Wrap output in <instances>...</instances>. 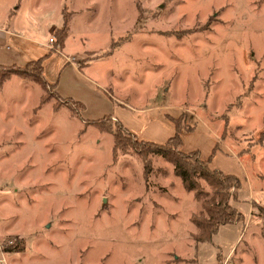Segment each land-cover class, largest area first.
I'll use <instances>...</instances> for the list:
<instances>
[{
	"label": "rangeland",
	"instance_id": "374dc122",
	"mask_svg": "<svg viewBox=\"0 0 264 264\" xmlns=\"http://www.w3.org/2000/svg\"><path fill=\"white\" fill-rule=\"evenodd\" d=\"M9 1L23 31L0 38V65L44 57L55 87L15 75L0 92V264H264V0H0V14ZM64 40L100 84L64 68ZM116 98L167 106L203 154L215 134L240 162L243 221L196 243L201 202L173 165L126 128L114 151L109 122L91 123Z\"/></svg>",
	"mask_w": 264,
	"mask_h": 264
},
{
	"label": "trees",
	"instance_id": "16d2710c",
	"mask_svg": "<svg viewBox=\"0 0 264 264\" xmlns=\"http://www.w3.org/2000/svg\"><path fill=\"white\" fill-rule=\"evenodd\" d=\"M57 33H59V31ZM43 61L44 57H40L24 65H0V85L14 74L23 78H29L40 84L45 91H49L51 87H55V84H51L45 79L43 74ZM31 65L35 66L37 74L29 72L28 67ZM68 100L75 112L80 114V112L83 111L84 105L79 101L73 99ZM90 121L91 123L100 125L99 128H103L102 126H106L104 123L109 122L111 127L109 125V129L106 130L105 128V130L113 134L114 151L122 148L124 144H126L124 140L125 136H123L120 131V128L125 130V127L111 115H104L101 118L92 119ZM172 121L174 123L175 132L165 143L157 144L150 142V144L144 142L143 144L152 146V149H147L148 152L161 155L165 160L170 162L173 165L174 174L181 179L183 188L187 192H193L194 197L201 202V210L197 216H192L191 218V222L196 230L193 234V238L196 243L208 242L220 226L243 221V214L230 204V199H236L234 193L241 189V181L235 175L225 174L218 169L210 168L209 162L217 147L207 160H202L197 151L190 153L182 152L180 150L182 135L193 129L184 130L180 125L179 117L176 119L173 118ZM127 140L129 142V139ZM201 182H204L210 191H204ZM231 191H233V193ZM19 244L20 241L16 238L15 243L4 246V250L21 251L23 247H20ZM217 258L218 261H220V257Z\"/></svg>",
	"mask_w": 264,
	"mask_h": 264
},
{
	"label": "crops",
	"instance_id": "0c3cea01",
	"mask_svg": "<svg viewBox=\"0 0 264 264\" xmlns=\"http://www.w3.org/2000/svg\"><path fill=\"white\" fill-rule=\"evenodd\" d=\"M14 2H4L2 7V14H0V17L3 18V20H0V38L4 37L6 34H14L13 31H23L21 29L15 28L13 25L12 18L16 17L19 9V5L14 10L11 6ZM37 12H39L36 7L34 8ZM1 13V12H0ZM9 21V23H7ZM12 22V23H11ZM63 23V21H62ZM62 25V24H61ZM60 28V26H50L49 32L50 34L53 33L56 29ZM24 33V32H22ZM26 35V34H24ZM52 35L49 36V38ZM67 38V36H66ZM65 38V40H66ZM64 40V43L62 46L58 47V50L55 52L62 56L64 60H66L65 67H68L71 70H74L77 72L78 75L87 77L91 82L98 85L99 79L101 78V72L98 70L94 71V67L90 64V62H86L83 65L78 64L75 60H72L71 57L80 56V54H84L86 50H80L77 52H73L71 54L66 55L63 53L62 49H66V41ZM49 43L47 44L48 48ZM118 46H114V49H111L106 56L103 58H113L114 51ZM49 49V48H48ZM90 51V50H89ZM94 51V50H92ZM108 51V50H107ZM72 55V56H71ZM71 56V57H70ZM44 63V62H43ZM16 64V63H13ZM26 64V63H25ZM44 67V66H43ZM44 69V68H43ZM15 78H19L18 76H11L8 78L2 85H0V92L4 93L5 88L7 84ZM50 83V82H49ZM53 84V83H51ZM59 94V93H58ZM61 96V95H60ZM156 96V95H155ZM68 99H72L69 97H65ZM115 101L118 105L121 106V108L116 107L119 110V114H116V116H112L113 118L117 119L126 129H128L131 133H133L135 136H137L138 139L144 140L147 142H153L157 144H163L165 143L170 137L174 135L175 127L174 123L172 121V118L167 116V113L164 111L167 106L161 105L157 107H146V106H140L137 108H132V106H129L128 103L122 102L118 98ZM130 108V109H129ZM124 109V110H122ZM133 109V110H132ZM127 111V112H126ZM125 112V113H124ZM172 114V113H170ZM194 130H191L189 132H185L182 135V144L180 146V150L184 153H190L197 151L200 155V158L202 160H207L208 157L212 154L213 150H215L211 161L209 162V166L212 169H218L222 171L225 174H232L237 176L239 179L242 177L239 171L240 162L238 160V157H233L230 154H228L226 151H223V149L218 148V139L215 134L212 132H209V137H207V141L204 143L205 146V153L201 152L198 146L194 143H186V138L191 137L193 135ZM192 142V141H190ZM195 145V146H194ZM234 166V167H233ZM244 183H242V187L244 188ZM233 247L229 251V253L232 251ZM227 254V256L229 255ZM242 259H240V262ZM239 262V263H240Z\"/></svg>",
	"mask_w": 264,
	"mask_h": 264
},
{
	"label": "built area",
	"instance_id": "2783aa9c",
	"mask_svg": "<svg viewBox=\"0 0 264 264\" xmlns=\"http://www.w3.org/2000/svg\"><path fill=\"white\" fill-rule=\"evenodd\" d=\"M50 42H53V38H50V40H49ZM13 242L12 241H8V244L10 245V244H12ZM5 246V245H4Z\"/></svg>",
	"mask_w": 264,
	"mask_h": 264
}]
</instances>
